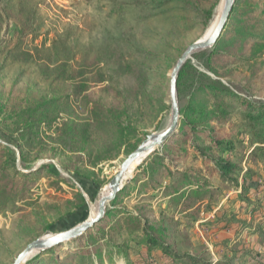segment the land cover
<instances>
[{
  "label": "trees",
  "instance_id": "16d2710c",
  "mask_svg": "<svg viewBox=\"0 0 264 264\" xmlns=\"http://www.w3.org/2000/svg\"><path fill=\"white\" fill-rule=\"evenodd\" d=\"M102 1L83 0L87 5L97 4L99 11H106L104 23L93 16L94 21L99 23L98 30L88 40L82 41V31H78L81 28L77 31H74L75 28L67 29L58 32L49 46H43V51L35 50L36 56L27 48L45 34H50L45 31L38 0H0V56L9 65L29 67L31 75L36 78L34 86L22 84L20 78L17 79L12 90L22 86L20 93L13 96L6 107L0 104V108H23L22 112L6 115L7 117V111H0L3 117L1 125L5 128L10 127L11 123L19 122L23 125L21 133L24 141L19 145L23 158L27 154L23 149L32 143L30 137H33L42 124L49 122L48 117H57L62 108H79L83 112L85 111L82 108L90 109L81 122L83 124L68 129L70 135L75 130L79 132L86 144H105L111 139V134L134 131V108L151 110L155 108L157 98L160 99V108H166L165 99L169 98L168 76L150 69L149 63H165L173 58L165 52H155L142 45L141 40L144 39L147 28H162L157 38L165 46H179V40L198 32L200 35L206 32L217 16L221 2ZM260 1L264 4V0ZM252 3L255 0H237L219 41L211 49L194 54L195 59L203 61L205 68L215 72V68L219 69L222 65L220 61L224 59L236 60L235 65L247 61L231 56V50L241 41L249 42L252 46L243 53V57L264 52V7L252 8ZM246 16L253 18L247 20ZM108 22L110 25L113 22L111 28H108ZM164 24L168 26L167 30L163 28ZM229 36L234 40L224 44ZM181 49L183 48H180L178 58L184 50ZM40 52L47 54L42 57ZM158 75L160 79L155 82ZM234 87L243 93L244 88L241 85ZM183 89H189L191 94L188 105L181 111L178 130L162 148L155 150L144 161L146 164L150 162L151 166L149 165L147 171L152 172L148 174L145 183H154L157 177H162L161 170L164 169L172 177V181L163 189L165 200L169 202L187 199L193 203H202L207 197L212 199L220 189L209 186L212 180L231 187L235 194L227 203L230 209H220L217 220L238 223L242 227V233L248 231L252 227L251 220H239L237 214L241 208L247 209L246 213L250 215L260 209V199L254 194L260 190V185L254 180L257 175L255 171L242 168L246 151L251 147L246 139H236V134L244 133L250 146L254 147L251 157L264 162V101L250 96H239L221 81L199 71L191 60L186 62L178 77L179 94ZM198 100L204 101L209 108H196L195 102ZM198 110L201 113V122H196L193 116ZM143 116L148 117V114ZM205 124L208 126H201ZM218 125L227 126L226 131L217 127ZM227 128L231 132H227ZM146 135L143 134L144 137ZM181 137L185 147L177 146ZM239 147L244 149L238 150ZM218 149L220 153L214 154ZM191 159H198L202 163L205 167L204 174H201L200 169L197 174L180 170ZM13 164L9 147L0 143V209L21 212L30 205L28 201L33 181L39 170L21 172L13 168ZM42 169L44 173H48L46 167ZM240 174L243 175L242 182L239 180ZM52 185L60 187L59 182ZM125 190L126 186L111 206L117 204ZM187 190L190 192L187 193ZM237 205L239 209H236ZM225 214H229L231 218L228 219ZM120 215L123 218L115 222L113 229L127 232L129 238L117 246L125 252L118 249L112 254L104 250L101 244L97 247L90 246V235L83 234L73 242L45 250L48 258L43 260L41 256L36 257L29 264L42 261L41 264H117L115 257L121 256L124 260L130 258L126 244L128 241L143 245L149 257L159 259L164 256L168 259V262L162 261L158 264H221L200 256L177 252L167 242V231L156 228L148 218L129 211L108 209L105 218L85 233H95L98 225L111 224ZM66 248L67 251L63 252ZM127 263L133 264L130 261ZM144 264L153 263L146 260Z\"/></svg>",
  "mask_w": 264,
  "mask_h": 264
},
{
  "label": "rangeland",
  "instance_id": "374dc122",
  "mask_svg": "<svg viewBox=\"0 0 264 264\" xmlns=\"http://www.w3.org/2000/svg\"><path fill=\"white\" fill-rule=\"evenodd\" d=\"M38 4L46 26L45 31L50 34H45L27 48L36 56L35 50L43 51V46H49L58 32L67 31V29L75 28L74 31H77L78 28H81L82 30L78 29V31H82V41L88 40L92 33L98 30L99 23L94 21L93 16H96L99 21L102 20V23L106 18V11H99L97 4L87 5L83 0H38ZM250 6L260 8L264 7V4L260 0H255V3ZM252 18L245 17L247 20ZM108 23V28H111L113 22L111 25L110 22ZM166 26L164 24L163 28L167 30L168 26ZM209 28L202 35L198 32L179 40L180 45L174 47L165 46L157 38L158 33L162 32V28L155 29L153 26L147 28L145 37L141 40L142 45L155 52H165L166 55L173 58L166 60L165 63L159 61L149 63L150 69L157 73H166L168 76L169 98L165 99V103L163 101L166 108H160V99L158 98L156 99L157 104L154 105L155 108H151V110L150 108H134L132 117L136 129L131 132L122 131L120 134H111V139L105 144H96L95 142L86 144L81 134L75 129L73 135L69 134L68 129L83 124L81 122L87 117V112L90 109L82 108L85 113L79 108H62L57 117L56 115L48 117L49 122L42 124L35 131L33 137H30L32 143L23 149L27 153L23 158L19 150V145L24 141L21 133L23 125L17 122L11 123L10 127L5 128L1 125L3 117L0 115V143L9 147V152L14 159L13 168L21 172L39 170L33 181L34 185L28 201L30 205L27 208L21 212L13 209H0V264H13L18 254L35 240L67 232L96 216H92L93 211L97 209L98 212L100 200L107 195L109 182L118 172L122 162L145 141L148 135L159 134L170 125L172 120L171 73L187 48L202 40ZM233 40L234 38L229 36L224 44ZM35 47L37 48L35 49ZM251 47L249 42H239L231 50V56L241 57L247 61L235 65L236 60H221L220 64L222 65L218 67L219 69L215 68V72L205 68L203 61L195 59L194 55L189 60L199 71L221 81L239 96H250V98L264 101V52L243 57V53ZM180 48L184 50L181 49L183 51L178 58ZM39 54L44 57L47 53L40 52ZM174 60L175 63H173ZM19 78L22 84L34 86L36 82L29 67L9 65L3 56H0V104L2 106L6 107L8 101L20 93L22 86L12 90L13 84ZM157 79H160V75L156 77L155 82ZM234 84L241 85L244 88L243 93L237 91ZM189 94H191L189 89H183L179 94L177 82L180 119L182 118L181 111L188 105ZM195 107L209 108L204 101L199 100L195 102ZM22 109L0 108V111H7L5 116H9L15 112H22ZM144 114H148V117L143 116ZM193 116L196 122H201L199 110ZM201 126L207 127L208 124ZM217 127H222L226 131L227 126L218 125ZM227 132H231V129L227 128ZM143 134L147 135L144 137ZM242 138L246 139V143L251 147L246 151L242 168L255 171L257 175L254 180L260 185V190L254 193L260 199V209L250 215L246 213L247 209L241 208L242 210L237 214L239 220H251L252 227L248 231L242 233V227L238 223L217 220V213L220 209L224 207L225 210L230 209V205L228 206L227 203L233 198L234 189L212 180L209 186L220 187L212 199L207 197L202 203H193L187 199L181 202H169L165 200L163 189L168 182L172 181V177L162 169V177H157L154 183H145L149 177L148 174H152L151 171H147L151 165L150 162L147 164L144 162L146 159L143 161L144 163H140L134 169L132 176L124 182L125 194L119 197L115 206H111V203L107 207V211L108 209L129 211L148 218L156 228L168 232L167 242L172 244L177 252L200 256L213 262H221V264H260L261 262L264 264V162L251 157L254 147L250 146L244 133L238 132L236 139ZM177 146L185 147L182 137L178 140ZM243 149V147L238 148V150ZM168 151L171 152V149ZM219 153L218 149L214 154ZM44 167L47 168L46 172L48 173L42 171ZM204 168L198 159H191L185 162L184 167H181L180 170L197 174L200 169L202 170L201 174H204ZM242 176L241 174L239 176L241 182ZM54 182H59L60 187L52 185ZM190 190L186 192L189 193ZM236 209H239L238 205ZM223 214L220 213V215ZM225 215L228 219L231 218L229 214ZM120 218H123L122 215L117 216L111 224L98 225L95 233H83L90 235V246L97 247L101 244L100 246L104 250H108L112 254H115L118 249L125 252L117 246L129 238L127 232L113 229L115 222H118ZM253 226L256 227V231ZM126 244L129 247L130 258L124 260L121 256L115 257L117 264H131L127 263L129 261L133 264H144L146 260L153 264L162 261L168 262L166 257L160 255L161 253L159 256L162 258L149 257V253L143 245L129 241ZM46 251L32 255L24 264H29L40 256L45 260L48 258ZM66 251L67 248L63 252Z\"/></svg>",
  "mask_w": 264,
  "mask_h": 264
},
{
  "label": "water",
  "instance_id": "95a60500",
  "mask_svg": "<svg viewBox=\"0 0 264 264\" xmlns=\"http://www.w3.org/2000/svg\"><path fill=\"white\" fill-rule=\"evenodd\" d=\"M236 1L237 0H222L218 9L219 18L209 38L207 40H199L191 44L179 58L171 73L170 99L172 106V120L170 125L166 130L159 134L148 135L145 141L122 162L118 172L109 182L107 195L100 200L96 216L72 230L57 234L53 237L38 239L28 244L26 248L18 254L13 264H24L32 255H36L37 253H41L62 243L73 241L105 218L107 207L117 199L122 191L123 179L132 165L144 154L151 153L159 148H162L165 143L177 132L180 122V110L177 99V82L179 73L185 63L195 53L208 50L219 41Z\"/></svg>",
  "mask_w": 264,
  "mask_h": 264
},
{
  "label": "bare ground",
  "instance_id": "6f19581e",
  "mask_svg": "<svg viewBox=\"0 0 264 264\" xmlns=\"http://www.w3.org/2000/svg\"><path fill=\"white\" fill-rule=\"evenodd\" d=\"M218 18H219V12H218V14H217V17L215 18V21L213 22V24L211 25V27L209 28V30L207 31L205 37H204L202 40H207V39L209 38V36H210L211 33L213 32V29H214V27H215V25H216V22H217ZM152 153H153V152L144 154L143 156H141V157H140V158H139V159H138V160L132 165V167L127 171V173H126V175H125V177H124V179H123V183H122V184H124V182L127 181V180L132 176V174H133V172H134V169H135L140 163H142L145 159H147ZM96 213H97V209H94L92 216L96 215Z\"/></svg>",
  "mask_w": 264,
  "mask_h": 264
}]
</instances>
